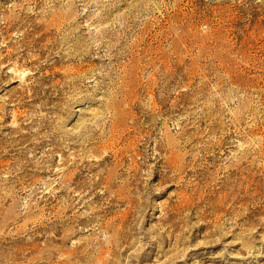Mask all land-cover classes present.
<instances>
[{"label": "rangeland", "instance_id": "rangeland-1", "mask_svg": "<svg viewBox=\"0 0 264 264\" xmlns=\"http://www.w3.org/2000/svg\"><path fill=\"white\" fill-rule=\"evenodd\" d=\"M0 264H264V0H0Z\"/></svg>", "mask_w": 264, "mask_h": 264}]
</instances>
